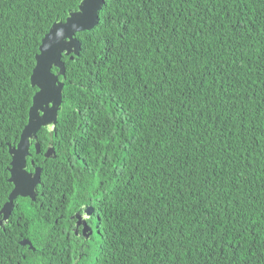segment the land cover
Returning a JSON list of instances; mask_svg holds the SVG:
<instances>
[{
	"label": "trees",
	"instance_id": "16d2710c",
	"mask_svg": "<svg viewBox=\"0 0 264 264\" xmlns=\"http://www.w3.org/2000/svg\"><path fill=\"white\" fill-rule=\"evenodd\" d=\"M80 1L0 0V210L41 39ZM75 38L0 264H264V0H104Z\"/></svg>",
	"mask_w": 264,
	"mask_h": 264
},
{
	"label": "water",
	"instance_id": "95a60500",
	"mask_svg": "<svg viewBox=\"0 0 264 264\" xmlns=\"http://www.w3.org/2000/svg\"><path fill=\"white\" fill-rule=\"evenodd\" d=\"M103 2L104 0H81L76 11L69 12L64 22H53L48 32L44 35L40 42L38 53L34 58L35 65L29 78L30 86L35 87L36 92L31 98V105L27 113V123L20 133L17 145L8 147V154L11 159L8 169V182L13 187L7 197L6 203L3 204L0 210V227H3V224L8 221L13 207V201L17 197L29 198L31 201H35L37 196L36 188L41 184L40 178L42 170L38 166L34 167L32 161L31 166H33V170H27V158L29 157L31 141L36 140L37 133L40 129L45 128L48 131L55 129L58 113L61 111L62 93L64 87L63 81L65 68L61 57L62 55H78L80 51V43L75 38V34L83 31H89L97 25L98 12L101 10ZM86 8L90 14L94 15L96 22L84 27L77 26L76 29L69 34V32L66 30L68 20L73 16L83 14ZM53 41L56 42L60 50L57 54L56 62L49 68L51 92L46 94L44 89L41 88L37 70L40 67L39 57L44 54ZM52 68H56L57 72L52 73ZM59 76L62 77L61 80L58 79ZM33 148L35 149V153L39 154L40 146L36 141L34 142ZM43 156L46 159L53 158V148L48 146ZM21 172H23L24 175L30 177L29 183L24 185L19 183ZM91 214L92 208L87 206L83 210L82 214L75 213L70 218L76 220V227L83 226L82 235L85 238H87L88 234L91 233L90 228L85 223V218L90 217ZM75 234H77L76 230ZM19 245L27 246L30 250H33L31 243L27 240L20 241Z\"/></svg>",
	"mask_w": 264,
	"mask_h": 264
},
{
	"label": "snow or ice",
	"instance_id": "6c2138e0",
	"mask_svg": "<svg viewBox=\"0 0 264 264\" xmlns=\"http://www.w3.org/2000/svg\"><path fill=\"white\" fill-rule=\"evenodd\" d=\"M95 22L96 19L94 15L90 14L86 8L83 14L73 16L68 20L66 30L70 34L76 29L77 26L84 27ZM59 50V46L56 44L55 41H53L49 45L48 49L44 52V54L39 57L40 67L37 70V74L39 76L41 88L44 89L46 94H49L51 92L49 68L56 62ZM29 181L30 177L24 175L23 172H21L19 183L24 185L29 183Z\"/></svg>",
	"mask_w": 264,
	"mask_h": 264
},
{
	"label": "flooded vegetation",
	"instance_id": "af4514ba",
	"mask_svg": "<svg viewBox=\"0 0 264 264\" xmlns=\"http://www.w3.org/2000/svg\"><path fill=\"white\" fill-rule=\"evenodd\" d=\"M28 170V169H27ZM33 170V169H32ZM32 170H29V171H32ZM87 207V206H86ZM85 209V207L84 208H82L81 210H80V212H78V213H81L82 214V212H83V210ZM91 216H92V214L90 215V217H88V218H85V223H86V225L90 228V231H91V233L90 234H88V237L87 238H85L83 235H82V229H83V226H75V224H76V220L75 219H71L72 220V222H73V227H74V230L73 231H75V229L77 230V236L78 237H83V240H88L89 239V237H90V235L93 233V232H95V230H94V226H95V224H87V221L89 220V218H91Z\"/></svg>",
	"mask_w": 264,
	"mask_h": 264
},
{
	"label": "rangeland",
	"instance_id": "374dc122",
	"mask_svg": "<svg viewBox=\"0 0 264 264\" xmlns=\"http://www.w3.org/2000/svg\"><path fill=\"white\" fill-rule=\"evenodd\" d=\"M35 141L38 143L37 136H36V140H35ZM35 141H31V146H30V148H31V147H34V142H35ZM38 144H39V143H38ZM30 148H29V149H30ZM39 152H40V151H39ZM43 154H44V153H43ZM43 157H44V156H43ZM45 159H46V158H45ZM49 159H51V158H49ZM40 183H41V181H40ZM40 185H41V184H40ZM40 185H38V186H40ZM38 186H37V187H38ZM36 192H37V188H36Z\"/></svg>",
	"mask_w": 264,
	"mask_h": 264
},
{
	"label": "clouds",
	"instance_id": "9594fccd",
	"mask_svg": "<svg viewBox=\"0 0 264 264\" xmlns=\"http://www.w3.org/2000/svg\"><path fill=\"white\" fill-rule=\"evenodd\" d=\"M42 40V39H41ZM52 72V71H51ZM62 79V78H61Z\"/></svg>",
	"mask_w": 264,
	"mask_h": 264
}]
</instances>
